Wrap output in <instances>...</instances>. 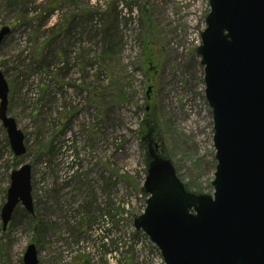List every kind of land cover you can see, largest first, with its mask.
<instances>
[{
    "label": "rangeland",
    "instance_id": "1",
    "mask_svg": "<svg viewBox=\"0 0 264 264\" xmlns=\"http://www.w3.org/2000/svg\"><path fill=\"white\" fill-rule=\"evenodd\" d=\"M209 12V0H0V30L12 29L0 49L8 114L27 146L16 158L0 121V264H24L30 244L39 264H153L134 225L149 150L189 192L214 194L197 52ZM25 164L34 214L19 205L3 231L11 174Z\"/></svg>",
    "mask_w": 264,
    "mask_h": 264
},
{
    "label": "water",
    "instance_id": "2",
    "mask_svg": "<svg viewBox=\"0 0 264 264\" xmlns=\"http://www.w3.org/2000/svg\"><path fill=\"white\" fill-rule=\"evenodd\" d=\"M197 52L213 112L217 168L213 195L188 192L172 161L149 150L137 231L160 249L165 264H264V0H209ZM12 34L0 30V49ZM10 89L0 68V121L16 158L26 137L9 116ZM32 166L11 174L2 208L6 231L21 204L34 214ZM24 264H39L30 244Z\"/></svg>",
    "mask_w": 264,
    "mask_h": 264
},
{
    "label": "trees",
    "instance_id": "3",
    "mask_svg": "<svg viewBox=\"0 0 264 264\" xmlns=\"http://www.w3.org/2000/svg\"><path fill=\"white\" fill-rule=\"evenodd\" d=\"M114 47H115V40H114V38L112 36H109L108 39H107V42H106V48H105V50L103 52V55H102V59L106 60L107 58H109L110 56H112V52L114 50ZM149 59H150V57H149ZM148 135H150V139L152 141L155 140L154 134L151 135V132H149Z\"/></svg>",
    "mask_w": 264,
    "mask_h": 264
},
{
    "label": "built area",
    "instance_id": "4",
    "mask_svg": "<svg viewBox=\"0 0 264 264\" xmlns=\"http://www.w3.org/2000/svg\"><path fill=\"white\" fill-rule=\"evenodd\" d=\"M149 255H151L152 257V262L153 264H159V262L161 263V259H160V255L158 253V251L156 249L153 248V246L150 244L148 246V252H147Z\"/></svg>",
    "mask_w": 264,
    "mask_h": 264
},
{
    "label": "flooded vegetation",
    "instance_id": "5",
    "mask_svg": "<svg viewBox=\"0 0 264 264\" xmlns=\"http://www.w3.org/2000/svg\"><path fill=\"white\" fill-rule=\"evenodd\" d=\"M78 264H88L87 262L82 263L81 260L78 262Z\"/></svg>",
    "mask_w": 264,
    "mask_h": 264
}]
</instances>
